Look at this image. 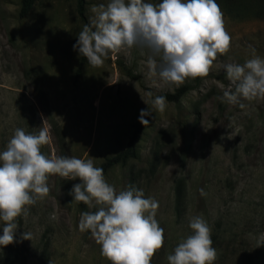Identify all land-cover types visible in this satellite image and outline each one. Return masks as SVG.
Returning a JSON list of instances; mask_svg holds the SVG:
<instances>
[{
  "label": "rangeland",
  "instance_id": "rangeland-1",
  "mask_svg": "<svg viewBox=\"0 0 264 264\" xmlns=\"http://www.w3.org/2000/svg\"><path fill=\"white\" fill-rule=\"evenodd\" d=\"M106 2L85 0L83 22L75 0H36L23 18L19 0H0V150L16 128L32 134L45 128L49 142L40 151L46 157L91 158L100 167L126 147L148 107L153 113L136 133L137 156L104 176L117 192L135 186L158 201L164 242L150 264H168L166 256L191 234L188 220L197 215L210 229L214 264H263L264 245L256 246L264 234V97L241 100L242 107L217 97L229 87L224 64H243L252 49L264 57V0H216L229 50L217 54L207 76L179 86L149 76L150 52L135 46L109 53L101 66L86 62L74 80L81 57L72 45L90 9ZM182 85L190 89L178 102L165 99L162 112L153 109L155 97ZM78 182L48 176L47 196L16 218L14 242L0 247V264H10L6 258L110 264L90 233L77 228L81 212L99 207L72 200L69 189ZM23 232L30 240L21 239Z\"/></svg>",
  "mask_w": 264,
  "mask_h": 264
},
{
  "label": "clouds",
  "instance_id": "clouds-1",
  "mask_svg": "<svg viewBox=\"0 0 264 264\" xmlns=\"http://www.w3.org/2000/svg\"><path fill=\"white\" fill-rule=\"evenodd\" d=\"M90 11L92 16L72 48L92 66H101L109 53L135 46L150 52L146 61L149 76L179 86L186 78L207 76L217 54H225L230 47L216 0H107ZM223 70L229 87L217 97L221 102L242 107L241 100L264 97V57L256 55L255 49L243 64L227 63ZM152 107L162 112L165 97H155ZM152 113L148 107L141 109L137 119L146 125L145 117ZM48 142L45 128L37 134L16 128L0 150V247L14 242L16 218L47 196L48 176L56 174L68 180L78 178L69 189L72 200L89 209L93 201L99 206L81 212L77 228L90 233L102 257L110 264H150L164 242L163 229L155 218L158 201L135 186L117 192L91 158L46 157L40 146ZM188 228L191 234L166 256L168 264H214L217 252L206 221L192 216ZM21 239L30 240V236L23 232ZM262 245L264 234L257 238L256 247Z\"/></svg>",
  "mask_w": 264,
  "mask_h": 264
},
{
  "label": "trees",
  "instance_id": "trees-1",
  "mask_svg": "<svg viewBox=\"0 0 264 264\" xmlns=\"http://www.w3.org/2000/svg\"><path fill=\"white\" fill-rule=\"evenodd\" d=\"M36 0H19V8H18V17L23 18L25 17L29 11L31 10L32 6L34 5ZM75 6H76V12L78 17L85 22V0H75ZM87 60L84 57L80 58L79 65L74 73V80H76L83 69V66L86 64ZM196 79V78H195ZM190 89L189 85H182L178 87L173 93H165L163 94V97H165L168 101L178 102L184 94ZM142 126L141 123H139L133 134L130 136L126 147L116 153L115 155L106 158L100 165V168L103 169L104 174L107 172L109 168L116 164H124L128 159L135 158L137 156L136 149H135V139H136V133L139 131L140 127ZM179 192H177V201H179ZM4 263L9 262L12 264V261L8 258H6ZM264 264V263H263Z\"/></svg>",
  "mask_w": 264,
  "mask_h": 264
}]
</instances>
